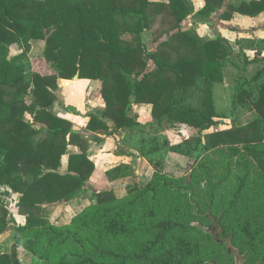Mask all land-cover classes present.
Instances as JSON below:
<instances>
[{
    "label": "trees",
    "instance_id": "trees-1",
    "mask_svg": "<svg viewBox=\"0 0 264 264\" xmlns=\"http://www.w3.org/2000/svg\"><path fill=\"white\" fill-rule=\"evenodd\" d=\"M187 1L0 0V186L21 194L18 213L26 215L24 223L15 224L9 252L0 253V264H21L19 247L47 264L206 261L199 242L187 235L193 220L183 221L171 200L178 191L195 206L194 195L187 181L172 182L161 160L153 162L151 178L136 183L135 190L124 195H118L114 187L97 191L95 201L68 225L48 220L53 204L85 190L93 170L86 140L71 131L68 121L46 109L58 78H71L77 71L80 77L99 80L105 101L103 111L90 115L89 128L107 129L103 119L108 118L113 130L138 125L136 114H127L126 105L148 102L153 120L166 128L187 124L198 130L196 136L169 145L168 151L196 158L206 149L228 154L243 148L262 162L264 68L246 81L263 78L255 97L250 99L242 89L237 96L248 103L256 118L246 125L207 133L203 142L202 132L215 123L213 83L222 80L232 46L223 36L202 40L183 29L182 22L190 13ZM203 1L194 13L199 18L212 16L224 5L223 19L233 13L257 16L264 11V0ZM157 14L168 27L164 40L160 39L164 31L157 29ZM148 30L150 40L158 44L145 56L142 34ZM124 34L132 35L135 44L122 41ZM32 40L44 42L42 55L55 73L26 75L24 59ZM13 48L17 52L10 55ZM256 55L264 56V39L258 40ZM147 59L152 61L150 68ZM29 95L32 100L27 103ZM27 113L32 121L25 117ZM73 142L80 144V152L69 156L67 170L61 172V158ZM129 174L130 168L120 164L107 171L110 180ZM244 187L241 179L216 219L209 213L192 216H198L201 224L208 221L213 230L219 228L245 264H264V195ZM8 221L14 219L0 199V233L8 230ZM27 233L29 239L20 241Z\"/></svg>",
    "mask_w": 264,
    "mask_h": 264
},
{
    "label": "rangeland",
    "instance_id": "rangeland-1",
    "mask_svg": "<svg viewBox=\"0 0 264 264\" xmlns=\"http://www.w3.org/2000/svg\"><path fill=\"white\" fill-rule=\"evenodd\" d=\"M154 1L159 2L162 0ZM200 1L203 2V6L204 1ZM230 1L237 3L239 0ZM186 4L189 7L190 13L182 22L183 29L192 30L202 40H210L217 36H223L228 39L232 46V51H230L224 62L222 80L213 83L212 98L215 107L213 119L215 123L202 132L203 142H205V135L207 133L246 125L256 118L255 113L249 110L248 103L241 102L237 99V96L240 95L239 91L242 89L245 93H249L250 99H253L257 94L258 85L263 81L261 77L256 81L246 83L248 79L264 68V56L256 55L257 42L261 39L260 35H264V25H256L249 20H242L243 18H235L233 17L234 13L229 19L221 18L220 13L215 14V12L220 10L222 13L225 5L216 9L212 16L199 18L194 13L202 6L198 7L195 0H188ZM160 17L162 15L157 14L159 21L157 29L164 31V34L160 38L164 40L166 39L165 31L168 27L164 24L163 18ZM142 40L145 41L143 55L146 56L148 52L155 49L158 43H153L150 40L149 30L143 32ZM122 41H132V35L124 34ZM131 44L134 45L135 42L132 41ZM43 45L44 42L41 40L31 41V49L24 59L26 75L29 76L31 73L50 74L56 72L52 64L42 55ZM16 52V49L13 48L10 51V55ZM147 65V68H150L152 61L148 60ZM93 80L95 79L80 77L79 71L71 78H58L57 88L53 91L54 98L47 105L46 109L52 114L62 116V110L65 111L66 108L65 98L70 97L75 99L74 103L79 111H85L82 109L89 102L92 103L93 99L97 97L98 100L102 99L103 101V108L101 107L103 111L105 101L101 94V83L99 80ZM193 90L197 92L196 88H193ZM197 97L198 94L194 95L193 103ZM26 98L27 103H30L32 100L31 95ZM151 107L152 105L148 102H132L127 104V114H136L138 125L125 127L122 130L121 128L117 129L121 130L119 142L123 147L134 148L143 158L138 177L140 179L144 178L145 181L150 179L154 172L153 162L161 160L164 172L171 177L174 184L187 181V187L194 195L195 206L189 203L186 194L178 193V191L173 193L171 200L173 207L178 210L179 216L183 221L193 220L192 224L194 225H191L187 229V235L199 242L206 260L202 264H213V262L216 264H245L244 259L239 254V250L234 248L235 245L228 237L221 234L219 228L211 232L201 229L198 226V224H201V222H198L201 221L200 218L198 216L194 218L192 213L197 212L199 215L209 213L212 219H216L220 211L238 190L241 179L245 181L244 190H252L264 195V144H261L259 147L262 151V162L257 161L243 148L238 153L228 154L206 149V151L201 152L196 158L170 152L167 150L169 145L196 136L198 130L187 124L166 128L164 123L153 120ZM79 111L75 112L77 115L72 119H70V113L64 115L65 117L63 116L70 124L71 131L74 130V123L81 122L77 120L80 118L79 116L81 115L82 118L86 116V114L84 115ZM66 112H70L68 108ZM92 114L94 113L90 115ZM25 117L32 121L31 114L27 113ZM86 128L93 129L88 126ZM114 131L116 130L111 128L109 133L113 134ZM73 132L79 133L82 137L81 139L86 140L82 132L76 130ZM131 173L130 171L128 176ZM111 187L113 186L111 185L107 188ZM116 190H118V194L125 192L123 189ZM0 193H2L0 196L1 201L6 205L10 215L14 219V222L8 221V230L0 233V253H3L9 252L13 241V228L15 224L24 223L26 215L18 213L17 198H13V196L7 198L1 189ZM78 196L79 194L66 202L53 204L50 207L51 211L48 220L58 225H68L67 223L70 222L71 218L88 202V200L83 198L78 201L73 200ZM90 199L92 198L90 197ZM209 224L207 221L201 225L207 227ZM30 236L31 234L29 233L24 234L21 236L20 241L24 237L29 239ZM18 257L21 264H47L38 258V256L28 254L25 249L20 247L18 248Z\"/></svg>",
    "mask_w": 264,
    "mask_h": 264
},
{
    "label": "crops",
    "instance_id": "crops-1",
    "mask_svg": "<svg viewBox=\"0 0 264 264\" xmlns=\"http://www.w3.org/2000/svg\"><path fill=\"white\" fill-rule=\"evenodd\" d=\"M195 2L198 7L202 6L203 4V2L200 0H195ZM216 13L221 14V10L215 12V14ZM233 17L243 18L242 20H249L250 22H253L256 25L258 24L264 25V11L258 14L257 16H246V15L234 13ZM260 37L261 39H264V35H260ZM74 102L75 99L66 97L65 111L62 110L63 114L62 116L61 115L59 116L63 117L67 113H70V117H71L70 119L76 116L77 114L75 112L79 111V109L78 107L75 106ZM101 107L103 108L102 99L98 100L97 97L94 98L92 103L89 102V104L86 107H84V109H82L85 111H79L84 115L86 114V116L85 118H82L80 115L79 116L80 118H78L77 120H80L81 122L74 123V127H73L74 129L73 131L76 130L84 134V138L86 139V143H87L86 156L87 159L93 165L92 173L90 174L85 184V190L82 191V193L79 194L77 198L73 199L75 201H78L82 198L88 200V202L85 203L82 208L95 201L96 199L94 195L95 192L107 189L108 186L112 185L116 193L118 191L116 189H123L125 191L124 193L126 194L137 188L136 183H141L145 181L144 178L140 179L138 177V174L140 175L139 169L143 158L138 154V152L134 148L123 147V145L119 142L121 130L124 128H121V130H116L113 132V134H110L109 132L113 126V121L109 118L103 119V121L107 125V129H103L98 125H95L93 129L86 128L90 120V114L91 113L99 114L102 111ZM67 108L70 112H66ZM81 142L84 143V141ZM80 148L81 147L78 142H73L67 145L66 151L61 158V165L59 167V170L61 172H66L69 156L71 154L79 153ZM119 164L128 166L130 168V171L132 172L131 175L110 180L108 178L107 171ZM133 176L135 177L133 178ZM0 189L6 191L4 195H6L7 198L13 196V198H17L16 203L18 202L21 195L20 193L13 192L8 186L5 185H1ZM124 193L122 194L117 193V194L124 195ZM90 197L92 199H90Z\"/></svg>",
    "mask_w": 264,
    "mask_h": 264
},
{
    "label": "water",
    "instance_id": "water-1",
    "mask_svg": "<svg viewBox=\"0 0 264 264\" xmlns=\"http://www.w3.org/2000/svg\"><path fill=\"white\" fill-rule=\"evenodd\" d=\"M198 226L201 228V229H203V230H209L210 228H211V226H204V225H201V224H198ZM213 264H215L214 262H213Z\"/></svg>",
    "mask_w": 264,
    "mask_h": 264
},
{
    "label": "flooded vegetation",
    "instance_id": "flooded-vegetation-1",
    "mask_svg": "<svg viewBox=\"0 0 264 264\" xmlns=\"http://www.w3.org/2000/svg\"><path fill=\"white\" fill-rule=\"evenodd\" d=\"M212 223H213V222H212ZM213 224H214V223H213ZM209 230L213 231V228H212V226H211V228H210Z\"/></svg>",
    "mask_w": 264,
    "mask_h": 264
}]
</instances>
